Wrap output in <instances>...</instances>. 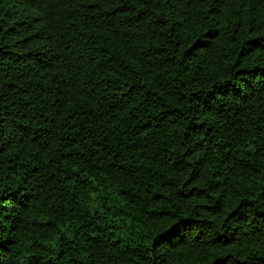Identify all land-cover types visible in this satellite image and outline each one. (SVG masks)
Listing matches in <instances>:
<instances>
[{"label": "trees", "instance_id": "16d2710c", "mask_svg": "<svg viewBox=\"0 0 264 264\" xmlns=\"http://www.w3.org/2000/svg\"><path fill=\"white\" fill-rule=\"evenodd\" d=\"M0 264H264V0H0Z\"/></svg>", "mask_w": 264, "mask_h": 264}]
</instances>
